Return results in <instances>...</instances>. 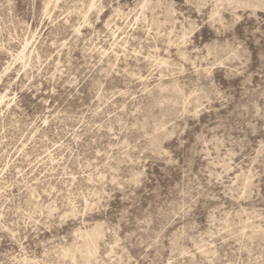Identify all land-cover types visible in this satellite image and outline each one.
I'll return each mask as SVG.
<instances>
[{"label": "clouds", "instance_id": "9594fccd", "mask_svg": "<svg viewBox=\"0 0 264 264\" xmlns=\"http://www.w3.org/2000/svg\"><path fill=\"white\" fill-rule=\"evenodd\" d=\"M0 264H264V0H0Z\"/></svg>", "mask_w": 264, "mask_h": 264}, {"label": "rangeland", "instance_id": "374dc122", "mask_svg": "<svg viewBox=\"0 0 264 264\" xmlns=\"http://www.w3.org/2000/svg\"><path fill=\"white\" fill-rule=\"evenodd\" d=\"M115 39H119V36H116ZM53 147H55V145H53Z\"/></svg>", "mask_w": 264, "mask_h": 264}]
</instances>
